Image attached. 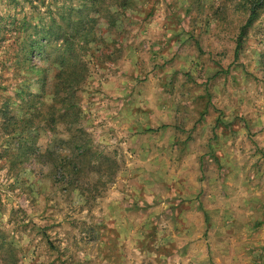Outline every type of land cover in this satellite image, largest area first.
Wrapping results in <instances>:
<instances>
[{
    "label": "rangeland",
    "instance_id": "374dc122",
    "mask_svg": "<svg viewBox=\"0 0 264 264\" xmlns=\"http://www.w3.org/2000/svg\"><path fill=\"white\" fill-rule=\"evenodd\" d=\"M249 1L0 0V264H264ZM76 61L75 116L21 125Z\"/></svg>",
    "mask_w": 264,
    "mask_h": 264
},
{
    "label": "trees",
    "instance_id": "16d2710c",
    "mask_svg": "<svg viewBox=\"0 0 264 264\" xmlns=\"http://www.w3.org/2000/svg\"><path fill=\"white\" fill-rule=\"evenodd\" d=\"M246 4L249 5V9H248L249 16L246 21V24L241 29L239 38L237 40L236 56L238 55L239 49L241 48L243 38L245 37L246 32L250 29V27H252L254 23H256L258 16H259V10L261 7L264 6V0H251ZM72 44L73 43L71 42L68 43L69 46ZM30 47L32 49L33 48L35 49V47L32 46V44L30 45ZM76 63L77 61L74 63L67 62L63 64L64 68H67V69L57 76V80H56L57 84L54 87L56 90L55 92H53V95H54L53 103L54 104H51L48 106V110H49L48 113L45 114L42 111H40L41 108H45L47 105L46 102L41 98V100L39 101V104H37V105L41 104V107L37 108L33 104L30 105L28 109V113L27 115H25V119L24 120L20 119V120H23L21 125H25V124L28 126L34 125V118H39L41 119L40 120L41 122L43 121L47 122L48 124L47 127H52L62 118H66V117L71 118L75 116L76 108L73 104L74 92L76 88L81 86V83L84 82L85 80V77L83 76L84 70H81L82 75L81 74L77 75L74 73V69H70ZM54 88H52V91H54ZM28 116H30L31 118L26 119ZM11 119H14V118L11 117ZM17 121L18 120H16L15 122L17 123ZM63 168L64 166L62 165H59L57 167L55 166V169H57L59 172H61ZM73 168H75V166Z\"/></svg>",
    "mask_w": 264,
    "mask_h": 264
}]
</instances>
